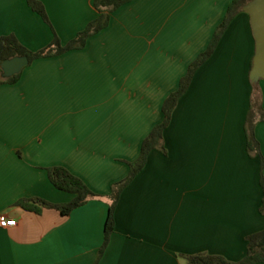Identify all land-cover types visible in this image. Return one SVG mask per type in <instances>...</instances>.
Masks as SVG:
<instances>
[{
	"label": "crops",
	"instance_id": "1",
	"mask_svg": "<svg viewBox=\"0 0 264 264\" xmlns=\"http://www.w3.org/2000/svg\"><path fill=\"white\" fill-rule=\"evenodd\" d=\"M65 44L99 12L93 0H38ZM233 0H132L110 13L85 46L40 58L14 83L0 84V264H184L206 252L239 261L246 238L264 230V121L244 125L254 86L249 15L238 12L213 54L195 71L163 133L165 153L150 152L120 192L101 256L112 185L129 171L144 137L162 120L164 98L205 50ZM31 51L48 45L50 26L26 0H0V37ZM264 109V78L258 82ZM61 166L98 196L68 215L16 205L73 195L47 169ZM254 264H263L257 262Z\"/></svg>",
	"mask_w": 264,
	"mask_h": 264
},
{
	"label": "trees",
	"instance_id": "2",
	"mask_svg": "<svg viewBox=\"0 0 264 264\" xmlns=\"http://www.w3.org/2000/svg\"><path fill=\"white\" fill-rule=\"evenodd\" d=\"M131 1L132 0H93V5L99 12L98 16L88 22L86 26L72 39L67 41L65 44H62L50 25V21L42 3L38 0H26L28 6L50 26L53 33L52 40L45 47L36 51H31L21 45L14 35L9 34L1 36L0 64L3 60L14 56H26L28 58V64H30L36 59L59 55L74 49H81L85 46L87 39L90 36L99 32L108 25L111 12ZM247 1L248 0H233L229 4L224 18L214 30L212 38L205 50L200 52L189 64L186 74L179 80L178 87L164 98L161 105L162 120L154 125L142 140L138 157L134 161L127 162L129 166L128 174L122 180L112 185L110 194L111 203L109 205L108 215L104 224V239L99 249L98 258L106 248L109 236L113 230V211L119 199L120 192L143 169L150 152L158 150L165 153L163 133L170 121L172 111L174 110L179 98L187 90L198 67L213 54L224 30L233 17L241 11L242 6ZM1 72L0 68V84L14 83L18 80L20 75V73H18L11 77L3 78L1 77ZM259 121H264V109L262 107L260 89L257 86L253 89L249 112L246 116L244 125L246 149L250 154L260 155L259 144L254 134V126ZM47 173L51 184L58 190L72 194V199L67 203L59 205L50 204L42 199H20L16 202L17 206L36 213L40 212V208L42 206H51L58 209L61 214L68 215L75 208L84 205L88 200L98 196L92 192L82 179L72 174L64 167H50L47 169ZM260 186L262 189V199L259 211L260 213H264V179L262 175L260 176ZM179 256L183 260L184 264H254L257 262L264 264V230L258 231L246 238V254L239 261H230L222 255L209 254L206 252Z\"/></svg>",
	"mask_w": 264,
	"mask_h": 264
},
{
	"label": "water",
	"instance_id": "3",
	"mask_svg": "<svg viewBox=\"0 0 264 264\" xmlns=\"http://www.w3.org/2000/svg\"><path fill=\"white\" fill-rule=\"evenodd\" d=\"M242 10L249 15L250 26L255 43V51L250 70V81L254 87L264 78V0H248ZM28 64L26 56H14L1 62V77H11L21 72Z\"/></svg>",
	"mask_w": 264,
	"mask_h": 264
},
{
	"label": "built area",
	"instance_id": "4",
	"mask_svg": "<svg viewBox=\"0 0 264 264\" xmlns=\"http://www.w3.org/2000/svg\"><path fill=\"white\" fill-rule=\"evenodd\" d=\"M16 221L14 219H7L4 217V215L0 214V227H10L14 226Z\"/></svg>",
	"mask_w": 264,
	"mask_h": 264
},
{
	"label": "rangeland",
	"instance_id": "5",
	"mask_svg": "<svg viewBox=\"0 0 264 264\" xmlns=\"http://www.w3.org/2000/svg\"><path fill=\"white\" fill-rule=\"evenodd\" d=\"M249 153V152H248Z\"/></svg>",
	"mask_w": 264,
	"mask_h": 264
}]
</instances>
